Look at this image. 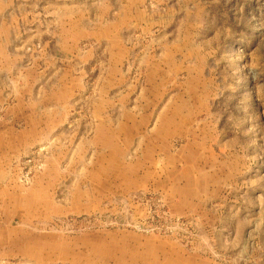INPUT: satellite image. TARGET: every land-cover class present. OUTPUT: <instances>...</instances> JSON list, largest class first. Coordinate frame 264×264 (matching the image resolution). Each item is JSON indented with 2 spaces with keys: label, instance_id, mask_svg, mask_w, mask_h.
Instances as JSON below:
<instances>
[{
  "label": "rangeland",
  "instance_id": "rangeland-1",
  "mask_svg": "<svg viewBox=\"0 0 264 264\" xmlns=\"http://www.w3.org/2000/svg\"><path fill=\"white\" fill-rule=\"evenodd\" d=\"M11 8L17 57L70 46L71 108L0 159L22 198L0 204V264H264V0Z\"/></svg>",
  "mask_w": 264,
  "mask_h": 264
},
{
  "label": "crops",
  "instance_id": "crops-1",
  "mask_svg": "<svg viewBox=\"0 0 264 264\" xmlns=\"http://www.w3.org/2000/svg\"><path fill=\"white\" fill-rule=\"evenodd\" d=\"M12 4L13 0H0V103H6L12 97L5 114L0 117V159L16 156L25 142H29L35 133H43L46 127L49 128L50 135L51 127L53 129L58 125H64L69 119L71 108H69L71 93L67 91L70 85L65 83L69 73L62 65L66 58L60 54L64 48L68 49L70 46L68 44L64 46L61 34L53 31V34H58L55 35L54 41L40 39L37 42L33 39L22 41V46L25 44L26 50L31 53L26 57H17L19 54L14 53V46L18 45L17 37L12 36H17L18 21L14 16H11L10 20L5 16L12 11ZM40 28L48 31L53 29L35 25L27 31L35 29L36 32H40ZM110 43L113 44L112 40L109 41V45ZM76 57L74 54L68 61L75 62ZM26 62L27 67L30 64L32 67L37 64L43 67L40 72L34 74L33 71L27 73V67L18 71V66L23 67ZM10 173V165H0V204L11 205L22 200L15 190L11 191L12 188H16L15 183L11 182ZM18 188L22 191L20 187Z\"/></svg>",
  "mask_w": 264,
  "mask_h": 264
}]
</instances>
